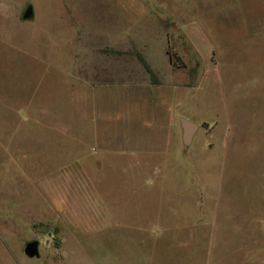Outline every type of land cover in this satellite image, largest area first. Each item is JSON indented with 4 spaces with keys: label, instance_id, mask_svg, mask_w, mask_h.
Masks as SVG:
<instances>
[{
    "label": "rangeland",
    "instance_id": "1",
    "mask_svg": "<svg viewBox=\"0 0 264 264\" xmlns=\"http://www.w3.org/2000/svg\"><path fill=\"white\" fill-rule=\"evenodd\" d=\"M0 264H264V0H0Z\"/></svg>",
    "mask_w": 264,
    "mask_h": 264
},
{
    "label": "water",
    "instance_id": "2",
    "mask_svg": "<svg viewBox=\"0 0 264 264\" xmlns=\"http://www.w3.org/2000/svg\"><path fill=\"white\" fill-rule=\"evenodd\" d=\"M34 14V7L30 5L24 15L25 19H29ZM182 126L184 129V142L187 146H189L192 143L193 137L198 130V124L188 120V119H181ZM25 253L30 258H35L40 256V250H39V242L38 241H32L29 242L25 248Z\"/></svg>",
    "mask_w": 264,
    "mask_h": 264
}]
</instances>
